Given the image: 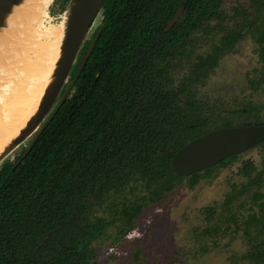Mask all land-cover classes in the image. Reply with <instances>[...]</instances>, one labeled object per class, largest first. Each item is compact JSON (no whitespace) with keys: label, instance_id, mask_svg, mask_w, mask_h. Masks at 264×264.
<instances>
[{"label":"trees","instance_id":"1","mask_svg":"<svg viewBox=\"0 0 264 264\" xmlns=\"http://www.w3.org/2000/svg\"><path fill=\"white\" fill-rule=\"evenodd\" d=\"M223 2L104 0L100 37L70 97L23 159L27 148L0 165V264H94L95 243L112 224L131 227L182 181L193 186L210 174L179 177L171 160L197 136L230 124L206 115L199 88L240 31L183 61L196 47L191 36L223 20Z\"/></svg>","mask_w":264,"mask_h":264},{"label":"rangeland","instance_id":"2","mask_svg":"<svg viewBox=\"0 0 264 264\" xmlns=\"http://www.w3.org/2000/svg\"><path fill=\"white\" fill-rule=\"evenodd\" d=\"M62 4L63 0H57L50 9L53 24L59 23L61 19ZM255 6V0H225L222 10L227 19L221 23L222 31L197 35L195 53H191L192 57L189 56L187 61L193 62L196 54L209 51L227 28H235L237 20L231 18L234 15L243 11L247 18H253ZM238 16L242 20V15ZM101 18L100 15L95 21L89 38L97 30ZM33 30L28 31L30 36L27 34L26 38L22 37L24 40L16 44L6 67L10 71L6 69V77L3 76L4 82L18 91L25 92L28 83L33 82L46 69L51 45L55 40V34H35L36 29ZM31 34L37 35L38 39L34 36V41ZM245 34L235 51L221 60L207 84L200 88V96L213 112L227 113L247 104L256 105L262 108L264 120V82L258 81L264 72L259 57L260 49L251 34ZM27 38L30 40L25 41ZM45 39H48L47 42ZM185 71H188L187 63L177 67L174 81L177 82ZM27 144L28 141L8 158L15 160ZM246 161L253 163L255 176L260 172L263 174L261 186L264 190V146H259L239 155L228 165L216 168L211 176L202 177L193 186L188 180L182 181L167 198L145 209L129 231H125L120 221L112 224L95 244L94 264H252L244 258L249 250L245 231L235 229L234 224L232 226L235 230L231 232L209 231L221 218L229 217L233 212L240 214L238 223L242 221L241 215L245 209L240 203L248 205V196L239 195L232 200L231 197L236 190H242V184L246 183V178L241 175V168ZM227 200H230L229 207L225 204ZM109 217L113 218L114 215Z\"/></svg>","mask_w":264,"mask_h":264},{"label":"water","instance_id":"3","mask_svg":"<svg viewBox=\"0 0 264 264\" xmlns=\"http://www.w3.org/2000/svg\"><path fill=\"white\" fill-rule=\"evenodd\" d=\"M29 0H0V165L20 146L28 141L22 159L30 152L41 133L57 111L68 100L72 88L87 63L101 34L97 31L84 53L82 48L92 27L101 15L104 0H66L62 4L59 23L62 32L51 45L46 69L33 82L18 91L4 82L8 61L16 44L23 40L35 25L32 14L25 12L14 17ZM57 0L44 6L51 13ZM182 9L166 30L178 20ZM51 16V15H50ZM52 17V16H51ZM22 38V39H21ZM55 43V44H54ZM77 69L74 79L71 73ZM4 76V77H3ZM264 140V126L221 127L203 134L180 148L171 160L174 172L190 176L219 164L233 154L251 148Z\"/></svg>","mask_w":264,"mask_h":264},{"label":"flooded vegetation","instance_id":"4","mask_svg":"<svg viewBox=\"0 0 264 264\" xmlns=\"http://www.w3.org/2000/svg\"><path fill=\"white\" fill-rule=\"evenodd\" d=\"M255 1H256V6H255L256 12H255V15L253 16V18H249V17L247 18V15H245V12H243V11L240 12V13H238V14H240V16L242 15L241 16V19L242 20L239 19L238 14L234 15L233 17H231L234 21L237 20V23H236L237 25L235 26V28H227V31L224 32L225 34H223V35H227L229 32H238V31H240L242 37L239 39V41H236L234 43V49L233 50H230V51L226 52L222 56V58L219 61V64H220L221 60L226 55H228L229 53L235 51L236 45L239 44L245 38V36H246L245 33L248 32L254 38L257 47L260 49L259 50V57H260V60L262 61L263 68H264V59H262L263 58L262 55L264 54V52L261 49V45H264V0H255ZM224 2H225V0H224ZM223 3H222V6H223ZM222 6H221V10H222ZM181 9H182V13H183L184 7L180 8L176 12V14ZM182 13H181V15H182ZM222 16H223V20L224 19H227V16L224 14L223 10H222ZM223 20L222 21H219V23H218V20L217 21H213L211 23L210 29H209V31H208L207 34L212 33L214 31H216V33H219L220 31H222L221 23L223 22ZM175 23H174V25H175ZM215 26H220L221 29H218ZM167 27H166V29H167ZM215 28H216V30H215ZM169 30H165V31H169ZM97 31L98 30H96L94 32V34L92 35V37L89 40L92 41V39L95 37ZM191 41L194 42V44L196 45V42H195L196 41V34L195 33L191 36ZM218 43H219V41H218ZM218 43H216V44H218ZM214 45L212 44V47ZM212 47H211V49H212ZM195 48L192 49V52L191 53H195ZM211 49L209 51H207V52H210ZM191 57L192 56H190L189 58H191ZM189 58L187 57V58L183 59V61H187V59H189ZM219 64H218V66H219ZM216 68H215V70H216ZM215 70H214V72H215ZM212 74L210 75V77L208 78V80L211 78ZM258 81H260L261 83L264 82V72H263L262 77H260L258 79ZM258 81H257V85H258ZM202 87L203 86H201L200 88H202ZM200 88H199V91H200ZM72 91H73V88H72ZM72 91H71V93H72ZM204 105H205V108L207 109L205 111V113H206L207 116H209V117L211 116L213 119H216L218 117L217 113H220L222 115V117H226L227 118L225 120H228L230 122V124L219 125L216 128H213V129H211V130H209V131H207V132H205L203 134H206V133H208V132H210L212 130H216V129L221 128V127H240V126H247V127L254 126V127H257V126H264V120L262 119V114H261V112H262L261 109L262 108L261 107H258L256 105L247 104V105H244V106H242L240 108H237V109H234V110H230L227 113L213 112L212 110H209L208 109L207 103H204ZM249 107L254 108V110H251ZM234 111H241V112L238 115H232ZM203 134H201V135H203ZM197 137H199V136H197ZM259 146H264V140L258 142L257 144H255L251 148L247 149L246 151H243V152H240V153H237V154H233V155L229 156L228 158H226L225 160L221 161L219 164H216L214 166H211L209 168H206V169H204L202 171H199V172H196V173H204L206 170L212 169V171L210 172V174H208V175L206 174V175L202 176V177H209V176L212 175V173L214 172V170L216 168H219V167L228 165L229 163L233 162L239 155L244 154V153H246V152H248V151H250V150H252V149H254L256 147H259ZM253 169H254V165H253L252 162H250V161L244 162V164H243V166L241 168V175L246 178V183L242 184V190H236V192L234 193V195L231 197V200H232L234 197L237 198V196H239V195H241V196L242 195H247L248 196V199L250 201L248 205H246L245 203H240V206L243 208V210L245 209L244 212L242 213L243 215H241L243 217L242 221L240 223H238L240 214L237 213V212H233L231 215H229V217H223V218H221L219 220L218 224H215L213 227H211L209 229V231H212V233H213V232H220V230H222V233H227V232L234 231L235 229L238 230V229L241 228L242 231H245V233L247 234V239L249 241V250L244 255V258L249 263H252V264H264V257L261 258V259H259L257 257V255H255L257 251L264 250V190H262V186H261L262 179H263V176H262L263 174H261V172H260L257 176H255L253 174L254 173ZM184 177H189V176H184ZM185 180H187V179H185ZM233 190H235V188H233ZM168 195L169 194H167V196ZM167 196L164 197L163 199H161L160 201H163L165 198H167ZM160 201H158V202H160ZM154 204H156V203H154ZM154 204H151V205H154ZM225 204H226L227 207H229L230 200H227ZM151 205L143 208L142 212L145 209L149 208ZM110 219H112V218H110ZM232 224L235 225V229L233 228ZM222 225H224V227H222ZM123 226H124L125 231H129L130 229H132L131 227L133 225L131 227H129L126 224H124ZM99 240H97V242ZM252 254H253V256H252Z\"/></svg>","mask_w":264,"mask_h":264},{"label":"bare ground","instance_id":"5","mask_svg":"<svg viewBox=\"0 0 264 264\" xmlns=\"http://www.w3.org/2000/svg\"><path fill=\"white\" fill-rule=\"evenodd\" d=\"M50 2V0H29L28 1V4L26 5V6H24V8H22V9H20V10H18V12L15 14V18L16 17H18V16H20V15H22L23 13H25V12H28V11H30V12H28V13H30V14H32L33 16V18H32V22H33V24L35 25V27H34V30L36 29V31L34 32L35 34H37L38 32L39 33H41V34H43V33H45V32H49V34L50 35H53V34H55V36H58V40H59V38H60V34H61V32H62V27H61V25L60 24H53L52 23V20H51V16L49 15V13L47 12V10H46V8L44 7V6H46V3L48 4ZM46 24H48V25H46ZM33 30V31H34ZM32 32V31H31ZM29 33V32H28ZM35 34H31L33 37V40L35 39V37L37 36H35ZM29 36H30V34H28ZM29 36H27V37H29ZM35 36V37H34ZM22 37H24V36H22ZM40 37H42L41 39H43V36H40ZM39 37V38H40ZM25 38H26V36H25ZM30 39H31V37H29ZM37 39H38V37H36ZM49 38V37H48ZM30 39H28L27 38V40H25V41H28V40H30ZM41 39H39V41L41 40ZM50 39V38H49ZM24 40V39H23ZM32 40V41H33ZM46 40V39H45ZM48 40V39H47ZM47 40H46V42H47ZM35 41V40H34ZM44 41V40H43ZM54 41V40H53ZM28 43V42H27ZM30 43V42H29ZM33 43V42H32ZM43 43V42H42ZM31 44V43H30ZM46 43H44L43 44V46L45 45ZM47 44H49V43H47ZM55 44V43H54ZM25 45V44H24ZM27 46V45H26ZM41 46V45H40ZM35 47V46H34ZM47 47V46H46ZM45 48V47H44ZM26 50H27V48H26ZM47 50H49L48 49V47H47ZM51 50V49H50ZM48 53V52H47ZM49 54V53H48ZM46 55V54H45ZM44 55V56H45ZM43 56H41V58H42ZM49 57V56H48ZM47 59V58H46ZM40 60V59H39ZM44 60V59H43ZM17 63H19L18 61H16ZM39 62V61H38ZM44 62H46V61H44ZM41 63H43L42 62V60H41ZM40 65V64H39ZM45 65V64H44ZM44 65H42L41 67H42V69H43V67H44ZM8 67V66H7ZM46 68V67H45ZM6 69H8V71H10L9 70V68H6ZM41 69V70H42ZM40 70V71H41ZM8 71H6V72H8ZM42 72V71H41ZM5 77H6V75H5ZM8 77V76H7ZM9 78V77H8ZM12 79H14V78H12ZM10 80H11V78H10ZM9 81V80H8ZM12 81V80H11ZM15 81V80H14ZM16 82V81H15ZM9 83V82H8ZM11 87V86H10ZM3 146V143H2V141H0V149H1V147Z\"/></svg>","mask_w":264,"mask_h":264}]
</instances>
